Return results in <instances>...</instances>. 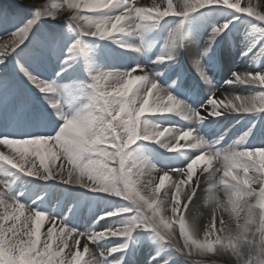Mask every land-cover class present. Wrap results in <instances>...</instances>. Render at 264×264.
<instances>
[{
  "label": "snow or ice",
  "instance_id": "1",
  "mask_svg": "<svg viewBox=\"0 0 264 264\" xmlns=\"http://www.w3.org/2000/svg\"><path fill=\"white\" fill-rule=\"evenodd\" d=\"M25 7L35 8L30 18L10 30H0V66L7 68L14 59L16 72L43 94L60 125L54 132L0 134V145L7 149L0 151V168L126 203L97 216V224L104 221L99 230L80 231L67 223L66 216L45 212L36 201L26 204L23 192L13 190L14 181L0 179V264H127L129 241L137 231L152 233L171 250L163 259L157 251L149 264H176L177 256L193 264V255L209 254L228 257V264H264V144L245 143L256 124L253 121L227 147L221 146L223 136L210 142L200 132L205 121L228 113L264 114V68L236 70L225 81L229 86L253 89L251 95L218 98V90L211 91L207 101L193 109L170 91L176 81L165 87L157 79L162 74L153 73L146 64L137 63L123 71L89 67L91 82L79 89L86 103L69 113L58 98L64 90H58L54 80L42 79L34 67L55 57L59 59L55 76L62 77L75 63L84 37L110 40L126 50L141 52L145 32L167 18H180L168 34L163 54L152 61L170 65L177 50L191 43L182 31L185 20L226 10L232 16L211 25L203 48L192 57L197 75L211 85L203 59L213 52L218 38H224L242 18L255 20L264 30V0H166L164 7L156 0L150 6H138L136 0H31ZM44 17L66 22L75 39L69 43L55 32L37 35L34 29ZM250 36L246 32L243 57L255 46ZM132 38H139L140 43H132ZM256 62L254 56L253 64ZM12 87L0 78V89L10 91ZM173 115L190 126L151 122L153 117ZM148 143L176 153L186 162L179 167H157L137 147ZM202 183L207 185L212 208L203 237L186 217L189 205L203 190ZM217 212L221 214L219 228ZM224 213L234 226L226 225ZM45 220L52 226L41 240ZM101 241L112 246L98 247Z\"/></svg>",
  "mask_w": 264,
  "mask_h": 264
},
{
  "label": "bare ground",
  "instance_id": "2",
  "mask_svg": "<svg viewBox=\"0 0 264 264\" xmlns=\"http://www.w3.org/2000/svg\"><path fill=\"white\" fill-rule=\"evenodd\" d=\"M17 3L21 4V7H24L26 5H29L31 3V0H17ZM158 4L161 5V7L166 6V0H156ZM175 2V0H174ZM244 2V0H243ZM136 3L138 6H150L152 4V0H136ZM189 19V18H188ZM187 19V20H188ZM180 18H176V21L172 22V26L170 28H167V30H172L175 28L177 23H179ZM185 20L184 26L182 31L186 32L192 39H190L191 43L187 45L186 48H180L177 50V54L179 55V60L186 62L188 59L192 62V57L195 55L197 50H200L203 48L204 42L208 38V33L210 31L206 29H197L195 32L192 31V27L189 23H187ZM244 24H241V22L234 25L233 28L228 32V34L224 38H218V43L214 46L213 52H211L208 56H206L203 59V65L204 71L209 76L210 80H212L211 85L205 84L203 80L200 77H197L198 81L192 79L191 77L184 74V71H182L183 74H181L180 77L177 78L176 76V70L170 71L167 64H153L152 61H154L156 58L155 49H149L148 47L146 49H143L141 52L136 51H127L124 48H121L117 44L113 43L110 40H96L94 41V46H97V51H94L91 53V57L93 58L92 63H88L89 67L92 68H104L106 70H120L123 71L121 68L129 67L131 64H133L132 61H135V63H141L146 64L149 67H151L153 73H161L162 75L157 76V79L167 87L172 83V81H176V87L170 89L174 95H176L181 101L187 103L190 105L193 109H199L201 104L205 103L209 97V93L211 91L217 92L218 98H223L224 96H234V95H251L253 93V89L243 86V85H237V86H229L225 82H219L216 80V77L221 76L223 78L227 77L230 79V74L232 75L233 71L239 70V71H246L249 70L252 67H256L252 63L251 57L258 56L259 53L263 52V48L261 45H264V30H262L255 20H252L251 18H245ZM64 21L62 20H51L47 17L41 18L38 25L34 29V32L38 35L40 34V31L43 30L44 27H47L46 29H58V27H62V23ZM48 26H46V24ZM255 26V27H254ZM246 32H251L250 40L256 41L255 46L252 48V51L248 53V56L243 57L240 55L241 51L246 50L247 47V41L245 40V34ZM235 36L238 40L239 44H236V47L233 51L229 53V56L232 58V62L227 65L224 69H220L217 67V65L213 64L212 55L214 53L222 55V57H226L228 55L225 53V42L229 37ZM137 38H132V43L138 44L136 42ZM144 44V43H143ZM148 46V45H147ZM162 55V54H161ZM10 61V60H9ZM8 61V62H9ZM54 62H50L44 67L37 68V71L40 73L41 78L45 79L49 74L54 73L57 71V66L53 64ZM49 66V67H48ZM264 66V65H263ZM15 67V63L13 65ZM11 64H8L7 68H13ZM7 68H4L6 70ZM118 68V69H117ZM171 68V67H170ZM258 68V66L256 67ZM165 69V70H164ZM169 70V71H168ZM7 71V70H6ZM179 72V70H178ZM180 73V72H179ZM3 79L11 80L12 75L9 72H4ZM215 78V79H214ZM90 79V77H89ZM227 81V80H226ZM215 82H219L215 86ZM196 86H198V89H196ZM13 89V88H12ZM30 91L36 96H39L43 101L44 96L43 94L32 84H30ZM1 97V96H0ZM59 98V97H58ZM76 98V96H75ZM73 99L74 94L69 89L66 90L65 96L62 99V103L64 104L65 111H71L73 106ZM27 100V98H26ZM75 112V111H74ZM236 120V121H235ZM234 121V123H233ZM253 121L256 124V127L253 129L252 134L247 138L245 143L250 146H260L261 144H264V114L260 116H251L250 114H236V113H230L229 116L220 122L213 130L211 131H204V133H201L205 139L208 141H215L218 137L223 136V140L221 141L222 147H227L231 145L234 141H237L240 139L245 132L248 131V129L252 126ZM157 124H164V125H178L180 127H188L190 126V122H187L183 119H180L176 116H161L159 118L153 117L152 121ZM0 123V132L3 130H11L16 128H13L10 123L3 124ZM233 123V124H232ZM57 124L59 125V122L56 120L53 123V127H56ZM259 130V133L256 135V137L251 140V137L255 134V131ZM44 131L52 132V128L46 126L44 128ZM233 131H235L233 134H231ZM232 135V136H231ZM183 143V142H181ZM152 147L146 148L143 155L146 156V158L152 160L157 167H172V166H183V164L186 162L184 159H178L176 153H170L166 152L164 149L159 148L156 144L149 143ZM157 149L163 150L165 154H167V157H163L161 152L162 151H156ZM0 151H7L4 146L0 145ZM158 153V154H157ZM161 154V155H160ZM170 156V157H168ZM170 162L179 163L172 164ZM8 170L0 168V179L8 180L10 181L8 177ZM203 180V177H202ZM55 182V181H53ZM13 190H16L18 188L17 185L14 183L12 184ZM202 191L199 193L198 198L195 199L192 204L189 205V209L186 213V216L188 217V214L190 213V221L191 223H194L196 226V229L200 236H203V226L211 222L212 219V208L211 203L209 200L208 193L206 191L207 185L203 184L201 185ZM81 189L79 188V191ZM77 190H74L72 187L62 185L60 188H56L54 191V194L58 195H51L53 200H56V206H61L64 208L65 206H78L80 207V211L83 212L86 216L89 215L87 211V203L83 201L82 194L80 192H76ZM62 196V197H61ZM220 198H223V193L219 194ZM203 199L204 203H199L200 200ZM61 200H64V203L61 204ZM203 206V209L201 208ZM198 207L201 208L200 214L197 212ZM203 210V211H202ZM190 211V212H189ZM62 214V213H61ZM217 224L216 227L219 228V216L221 215L219 212H217ZM223 218L226 222V225L228 226H234V221H232L231 217L227 214H223ZM205 223V224H204ZM52 226L50 223L48 224ZM58 226V225H56ZM47 228L46 231H47ZM135 239V240H134ZM133 239V247L136 246L140 242V238H134ZM83 243V240L81 241V244ZM137 243V244H136ZM93 250H95L93 248ZM143 255L136 256L133 258L132 261H130V264H140L143 259ZM87 258V257H86ZM144 264H147L144 262Z\"/></svg>",
  "mask_w": 264,
  "mask_h": 264
},
{
  "label": "rangeland",
  "instance_id": "3",
  "mask_svg": "<svg viewBox=\"0 0 264 264\" xmlns=\"http://www.w3.org/2000/svg\"><path fill=\"white\" fill-rule=\"evenodd\" d=\"M17 2H18L17 0H0V29L1 30H3V29H9L10 30L12 25L22 23L24 20L30 18L33 11L35 10L34 7H32V8H28L25 6L21 7V4L17 3ZM242 3H243V0H242ZM227 12H229V13H227ZM230 16H231V12L226 11V10L217 11V12L216 11L215 12H204L202 15L199 14V16L196 19H194L195 25H196V26H194V28L200 29L199 27H202L204 29H208L211 31V25H209L210 22H213L214 20H217L220 22L221 20L223 21L224 19L230 18ZM244 23H245L244 21L241 22V24H244ZM48 24L49 23H47L46 26H48ZM46 28L47 27H44L43 30L40 31L41 35L51 32V31H49V29H46ZM55 33H57V30ZM58 33L61 34L62 36H64L69 43H71V41L75 39V37L71 33L68 32V26H67L66 22L62 23V28L58 29ZM153 35H154V33H153ZM92 40L93 39H91V38H82L81 45L83 44L85 47V56L86 57L90 56L89 51L92 48V46H91L93 44ZM153 40H154V37H152V39H150V42L152 43ZM230 40L231 39H229V41H227V43H226V47L228 48L229 51H230V49H233V47L235 46V43L231 44ZM52 59H55V57ZM259 59H260V57H257V62L259 61ZM85 61L88 63L89 62L88 58H86ZM230 61L231 60H228L227 62H230ZM257 62L254 65H256ZM72 67H76V66H72ZM70 71H71V68L67 72L63 73V75H67V76L74 75V77L72 79H70V81H67V82H69V84H70L69 85L70 89L72 91H74L76 94H78L77 89L82 88L83 86L89 84L91 81H89V79L85 80L83 78V76H81V73H79V69H78L77 74L76 73L70 74ZM3 74H4V70L2 69V66H0V77ZM47 80H49V81L54 80L55 84H59L58 78H56L52 75ZM74 81H76L75 87H74ZM60 82H62V81H60ZM66 84L67 83H61V85L59 84V87L61 89H63L66 86ZM3 90L4 89H2L1 91H3ZM9 94H10V92H9ZM83 105H84V103H83ZM137 147L140 148L142 153L146 149L145 144L137 145ZM20 180H21L20 178H17V182H19ZM43 188H45V187H43ZM81 191L83 194L90 193V192H86L83 189H81ZM93 194H95V197H96V198H93V200L90 199L86 194H85L86 196L84 195V198L89 199L88 201H92V204H96L97 214H94L95 216H94L93 220L91 221V223H93L94 226L97 225V223H95V221H96L97 216L101 215V213H103L104 211H111L112 209L118 208V207H120L126 203L124 201L117 200L116 198L109 196V195L96 194V193H93ZM99 195H103V196L99 197ZM113 199H115V200H113ZM199 203L205 204L203 199H201ZM73 208H68L66 210L68 212H70L69 209L72 210ZM201 208L203 209V206H201ZM201 208L198 207V209H197V212L199 214L201 212ZM99 209L101 212H99ZM73 210H75V209H73ZM189 215H190V213L188 214V217L187 216L186 217L190 221ZM115 219H118V218H115ZM108 223H111V220L108 221ZM103 224H104V221H101L100 224H98L99 229H100L101 225H103ZM209 224L210 223H208L206 225H209ZM45 227L46 226L43 223V226L41 228V240H44L46 238L44 235L46 233ZM204 227H205V225L203 226V230H204ZM137 237L140 238V242L138 244L136 243L137 244L136 246L134 245V248L131 251L132 252L131 258H135L136 256L140 257V255H143L144 257H143L142 262L140 264H144V262L146 263L150 256L156 255L157 251H160V253H161L159 259L165 258L168 255V253L171 251L170 249H167V245L165 244V242L155 240L153 238V234L150 232H142V231L134 232L133 233V239L137 238ZM201 237H203V236H201ZM133 239L131 241H129V244H131ZM115 243H122V241H116ZM158 245H162L163 247H158ZM111 246H112V244L109 243L108 241H101L100 245H98V247H111ZM118 255L119 254H117V256ZM109 259H112V257H109ZM192 261H193V264H228V257H221V256L213 257L211 254L205 255V256L193 255ZM179 264H184V263H179ZM186 264H191V262L187 260Z\"/></svg>",
  "mask_w": 264,
  "mask_h": 264
}]
</instances>
